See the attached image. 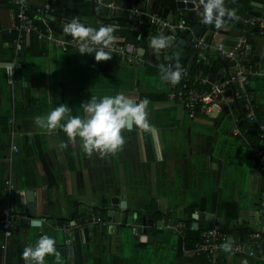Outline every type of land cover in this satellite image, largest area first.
Segmentation results:
<instances>
[{"label": "crops", "instance_id": "crops-1", "mask_svg": "<svg viewBox=\"0 0 264 264\" xmlns=\"http://www.w3.org/2000/svg\"><path fill=\"white\" fill-rule=\"evenodd\" d=\"M76 1L88 3L85 14L68 0H27L24 23L31 21L37 29L30 30L17 49L18 7L14 0H0V213L6 207L21 206V212L28 214L26 201L35 205L34 216L14 222L12 235L5 237L0 226V264H25L24 248L45 234L55 239L60 255L59 261L47 256L46 264H264V165L257 153L260 146L253 147L251 142L262 131L260 122L252 121L257 118L254 107L264 117V34L249 38L256 72L247 88L255 117H246V103L245 107L234 104L233 95H225L209 114L190 118L177 94L170 96L179 92L181 81H162L159 62L179 53L181 66L194 64L202 75V67L210 63L208 75L219 79L222 59L211 50L208 55L179 40L156 53L150 39L159 33L147 25L143 28L146 42H141L133 34L136 29L130 30L140 17L130 20L126 15L129 25L117 26L114 35L128 39L117 42L132 50L142 48L149 62L129 64L114 56L96 62L94 53L63 49L58 40L45 38L48 28L57 38H72L63 28L74 17L96 28L109 23L99 16L102 9L96 0ZM162 1L172 10V22L183 20L191 29L198 22V16L190 19V8L182 0L178 5L175 0L173 4L172 0L111 2L167 19L159 11ZM250 1L225 0V5L236 6L238 15L252 7ZM47 2L51 3L48 11L39 12ZM54 20L61 28L54 30ZM191 29H178L176 34L186 36ZM227 29L223 26L214 33L211 46L224 41ZM32 35L40 43L34 48H30ZM133 35L136 39L130 43ZM212 58L221 64L213 74ZM189 84L208 87L193 79ZM118 93L137 103L144 98L150 101L153 130L133 126L124 131L126 142L116 153L88 155L79 137L69 140L62 129L49 131L35 123L37 116H47L61 103L71 108L72 115L83 116L80 105L92 96L99 99ZM20 192L26 193L21 203L13 199ZM112 209L115 213L109 217ZM143 214H147L145 222ZM93 216L106 223L92 221ZM206 224L227 231L229 241L243 243L247 250L240 253L224 246L215 259H209L205 250H195L202 232L210 228L202 230ZM253 232L261 233L259 240L251 237ZM197 236L194 241L192 237Z\"/></svg>", "mask_w": 264, "mask_h": 264}, {"label": "built area", "instance_id": "built-area-1", "mask_svg": "<svg viewBox=\"0 0 264 264\" xmlns=\"http://www.w3.org/2000/svg\"><path fill=\"white\" fill-rule=\"evenodd\" d=\"M17 7L18 13L17 17L19 19V23L16 24V28L19 30L18 39L15 42V46L17 49L22 47V44L26 42L27 34L30 30H36L37 27L31 21L28 24L24 23L25 20H28L27 9L28 3L27 0H14ZM98 6L105 11V16L110 20L108 24H114L119 26L117 18L114 16L119 14L126 15L130 20L134 18V16L140 17L138 21L132 22L130 24V30L136 29L139 24H147L148 26H153L155 29L161 31V29L168 25L170 33H176V30H187L191 29L190 25L185 23L183 20L176 21H168L165 17L159 16L156 13H149L146 10H142L138 7L132 9H125L119 7L113 2H107L105 0H96ZM51 3L47 2L44 8H38L39 12L48 11ZM257 28V31L252 30L253 28ZM36 28V29H35ZM259 33L264 34V12L259 15L250 16L244 19V27L242 30V38H240L237 43L227 46L224 41H219L214 44V46L209 45L204 35H195L190 39V45L195 50L207 51L211 50L216 55L221 58L226 59L227 68L229 70V75H227L223 80L212 79L209 75H197L191 74L189 70V66H181L182 68V78L181 84L179 85V92L170 93V96L174 97L177 94L178 100L183 104L187 115L190 118H193L198 113L209 114L214 106L218 104L220 101L224 100L225 92L231 86L233 87V96L241 97L246 99V108L248 111L246 112V117L248 119L253 118V113L250 111L252 106L251 95L249 94L247 85L249 83L250 78L255 74V66L253 64H249L244 62L246 59L245 55L248 50H250V40L252 35ZM39 38H43L42 33H38ZM45 38L50 40H58V44L63 49H70L78 51L77 41L73 38H57L54 36L51 28H48V33H46ZM243 42V43H241ZM112 56L121 59L125 63L129 64H145L149 62L146 60L142 53L136 49H128L122 43H118L117 41L112 46ZM164 64L165 66L172 64L170 61L167 62H159L158 66ZM197 80L202 85H208L207 88H196L189 84V80ZM261 128V137H264V122L259 124ZM234 131H237V128H234ZM13 149L17 150V145H13ZM259 154L260 162L264 165V147H260L257 150ZM9 183V181H8ZM27 214L16 210L14 207H6L0 213V226L1 230L5 237H8L13 234V226L14 222L19 221L22 217H27ZM92 221L97 222L99 224H105L106 220L101 218L100 216H93ZM229 233L225 230H222L217 225H213L212 227L204 230L201 234V240L195 245V250L203 249L209 255V259H215L219 253V250L228 246L236 252H245L248 246H245L243 243H232L229 241ZM252 238L260 239V232L251 233ZM251 253L252 250L250 251Z\"/></svg>", "mask_w": 264, "mask_h": 264}, {"label": "clouds", "instance_id": "clouds-1", "mask_svg": "<svg viewBox=\"0 0 264 264\" xmlns=\"http://www.w3.org/2000/svg\"><path fill=\"white\" fill-rule=\"evenodd\" d=\"M195 2V0H194ZM202 6L201 16L206 24L214 23L217 29L224 26V18L235 17L236 10L229 9L225 0H198L197 7ZM63 31L77 41L80 54H93L96 62L112 59V46L117 37L114 33L117 27L114 24H101L93 27L74 17L64 25ZM150 47L154 52L171 47L170 38L157 35L150 39ZM175 65H159L161 80L177 84L182 78V68L179 64V53L175 54ZM172 59V57H166ZM150 101L147 98L134 102L122 93L114 96L105 95L101 98L92 96L90 100L80 106L84 115H72L71 108L66 103L54 107L47 116H37L35 123L38 127L49 131L62 129L69 140L77 137L82 141L85 153L91 155L97 152L101 155L116 153L125 144L124 131L136 126L145 132H152L153 126L149 121ZM63 122V123H62ZM62 147H67L62 144ZM25 264H46L47 256H55L57 261L60 255L56 248V241L49 235H42L34 245H27L22 253ZM246 264V262H245Z\"/></svg>", "mask_w": 264, "mask_h": 264}, {"label": "water", "instance_id": "water-1", "mask_svg": "<svg viewBox=\"0 0 264 264\" xmlns=\"http://www.w3.org/2000/svg\"><path fill=\"white\" fill-rule=\"evenodd\" d=\"M107 2H111L112 0H106ZM177 5L179 4L178 2L181 0H175ZM184 1L183 4L188 6L189 10V17L190 19H194L196 16L199 17V20L197 23H195L192 26L191 31L186 35V36H182L181 35H177L176 33H171L169 34V38H170V42L173 40H179L180 43H186V42H190L191 37L198 35L200 33V35H204L205 39L207 40V42L209 43V45H211V42L213 40V35L214 33H217V31H221L222 28L217 29L215 24H206L203 22V18L201 16V12L203 11L202 6H200L199 8L197 7L198 5V0H182ZM154 5L156 2H153ZM264 0H251L250 4H251V8L245 11H241L238 12V15H236L235 17H225L224 18V26L228 27V35L226 36V38H224V43L228 44V45H232L237 43V41L239 40L238 37H240V35L242 34V30L244 27V19L250 17V16H254V15H259L262 12H264ZM137 4V3H136ZM135 4V5H136ZM230 3H227V7L229 9H234L237 8L236 6L230 5ZM159 11H161L163 13L164 16L167 17L168 21H172V10L169 9V7L164 6L163 1L159 2ZM167 13V14H166ZM204 24V26L202 25ZM156 32L159 33V35H163L166 36L169 32V27L168 25H165L161 31L155 29ZM252 30L257 31V28H253ZM206 31V32H205ZM136 39V36L133 35L131 36V38L129 39L130 43H134ZM243 43V42H241ZM131 45V44H130ZM133 45V44H132ZM132 47V46H131ZM138 51L143 50L142 48H135ZM199 51V50H196ZM207 54H210V52H208V50L206 51ZM216 55V54H215ZM250 56H251V50H248L245 57L246 59H244V62L250 63ZM193 56L190 55L189 60L193 61ZM203 60H200V66L202 64ZM222 62H223V68L220 69V71L218 72V78L219 80H223L227 75H229V70L227 68V61L226 59L222 58ZM227 95H233V87L231 86L229 89L226 90L225 92ZM233 101L234 104H238V103H243L244 107H245V103L247 102L246 99H243L241 97H234L233 96ZM245 111V108H243ZM25 192H20V193H16L13 197V199L15 198V201H19V203L23 202V195H24V199H26L25 196ZM18 196V198H17ZM14 201V200H13ZM15 203V202H12ZM17 205V204H15ZM21 205V204H20ZM28 206V216H34V212H35V205L32 204V202L30 201H26V204L24 207ZM16 210L21 211V206H15ZM109 217H111V214L115 213V210L112 209L109 211ZM118 212H116L117 214ZM147 216V214H143L142 215V220L145 222V217Z\"/></svg>", "mask_w": 264, "mask_h": 264}, {"label": "trees", "instance_id": "trees-1", "mask_svg": "<svg viewBox=\"0 0 264 264\" xmlns=\"http://www.w3.org/2000/svg\"><path fill=\"white\" fill-rule=\"evenodd\" d=\"M69 2H70V6H72L73 8H77V9H79L80 10V12L81 13H83V14H85L87 11H88V9L90 8L89 6H88V3H85V4H83V5H80V3H78L76 0H68ZM172 4H173V0H172ZM98 13H99V11H97ZM105 11H103V10H101L100 11V13H99V16L100 17H104L107 21H109L110 19L108 18V17H110V16H105V13H104ZM115 18H117V21H118V23H119V25H126V26H128L129 25V22H128V19L124 16V14H119V15H117L116 14V16H114ZM52 24H53V26H54V30H56V29H59V28H61V26H60V24H58L55 20L54 21H52ZM148 26H147V24H139L138 26H137V28H136V30H134L133 31V34H135L137 37H139V40H141V42H143V43H145L146 41H144V38H143V36H144V34L146 33V31L147 30H144L143 28H147ZM150 30H153L154 32H155V28L152 26L151 28L150 27H148ZM149 32H152V31H149ZM9 34H11L10 35V38H11V36L13 35L12 33H10V32H8ZM155 34V33H154ZM152 35V34H151ZM157 35H159V34H157ZM67 36V35H66ZM116 36V35H115ZM121 36V35H120ZM36 37L34 36V35H32V40H31V44H30V48H34V47H37L38 45H40V43H39V41L38 40H36L35 39ZM128 39V36H127V38L126 37H124V38H120V37H118V35H117V40L116 41H118V42H125L126 40ZM251 45V44H250ZM250 49H252V45H251V47H250ZM31 51V50H30ZM32 55H34L32 52H30ZM28 54V53H27ZM212 54H214L215 55V53H212ZM29 55V54H28ZM209 55V54H208ZM216 56H218V55H216ZM160 56H158L157 58H159ZM220 57V56H219ZM221 58V57H220ZM222 59V58H221ZM176 59H175V57L174 58H172V59H170L169 61L174 65V61H175ZM254 58L253 57H251V64H253L254 63ZM212 62H213V69H212V74H213V72H215V70L216 69H218L220 66H221V64L219 63L220 61H219V59L218 58H212ZM184 63H186L184 66H189V70H190V72H191V74H197V75H199L198 73H199V70L195 67V65L194 64H188V62H184ZM183 66V65H182ZM203 69H202V75H208V73H209V68H210V63L207 65V66H204V67H202ZM209 76H210V74H209ZM212 77H213V75H212ZM213 79V78H212ZM254 107V106H253ZM253 112H255L256 113V116H257V118L254 116V114H253V117H255L252 121H256V122H263L264 121V117H263V119L261 118V116L259 115V112H258V108H255L254 107V111ZM249 123L251 124V121H249ZM253 126V125H252ZM259 129V128H258ZM259 134H260V132H259V130L257 131ZM259 134L256 136H254L253 138H251V142H252V145H253V147H256L257 148V146H260V147H264V137H258L259 136ZM260 136H261V134H260ZM251 156H253V155H251ZM253 158L255 159V162H257L258 160H257V157L255 158L254 156H253ZM211 225L212 224H206V226H204L203 228H202V230L203 229H205V228H208V227H211ZM199 236H200V234H199ZM199 236H197V237H192V239L194 240V241H197L198 240V238H199Z\"/></svg>", "mask_w": 264, "mask_h": 264}]
</instances>
